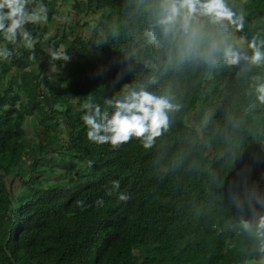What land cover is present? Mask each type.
Listing matches in <instances>:
<instances>
[{
  "label": "trees",
  "instance_id": "trees-1",
  "mask_svg": "<svg viewBox=\"0 0 264 264\" xmlns=\"http://www.w3.org/2000/svg\"><path fill=\"white\" fill-rule=\"evenodd\" d=\"M151 2L76 4L80 14L100 15L94 40L101 54L90 59L85 38L64 33L60 54L45 52L55 65L46 89L45 66L35 68L41 44L27 47L21 31L11 38L0 33V45L11 51L0 57V264L264 259V238L255 231L264 210L241 211L230 188L234 170L241 169L264 186V101L255 93L264 64L219 60L165 67L170 49L155 47L146 35ZM230 2L245 10L248 35L264 28V0ZM53 16L47 13V19ZM136 85L178 105L167 126L150 142L90 141L81 119L84 101L103 105ZM28 126L37 133L35 146ZM121 192L127 200L119 199Z\"/></svg>",
  "mask_w": 264,
  "mask_h": 264
},
{
  "label": "clouds",
  "instance_id": "clouds-1",
  "mask_svg": "<svg viewBox=\"0 0 264 264\" xmlns=\"http://www.w3.org/2000/svg\"><path fill=\"white\" fill-rule=\"evenodd\" d=\"M25 3L26 0H0V33L9 38L18 31L27 35L25 24L46 16L43 3L35 12L27 10ZM148 13V42L170 49L165 67L189 62L214 65L219 60L229 64L243 60L249 66L264 64V28L248 35L245 10L230 0H152ZM10 54L7 47L0 49V57ZM255 93L264 101V82L255 85ZM177 107L168 96L157 95L142 85L125 86L105 98L103 105L91 98L85 100L81 119L90 141L118 146L133 137L150 142L151 134L167 126L169 112ZM234 173L230 188L241 211L247 209L255 214L264 210V188L250 181L247 169ZM119 199L127 200L128 195L121 192ZM96 203L102 204L103 198L98 197ZM243 223L245 228L250 227L247 220ZM255 231L264 238V215L259 216ZM261 244L264 247V240Z\"/></svg>",
  "mask_w": 264,
  "mask_h": 264
},
{
  "label": "rangeland",
  "instance_id": "rangeland-1",
  "mask_svg": "<svg viewBox=\"0 0 264 264\" xmlns=\"http://www.w3.org/2000/svg\"><path fill=\"white\" fill-rule=\"evenodd\" d=\"M33 1H35V3H32ZM40 3H43V5L46 6V16L40 21L26 23L24 27L28 30L27 35H25L23 31L21 32L24 35L22 42L25 43L27 47L34 48L35 44L38 43L41 44L44 49V52L40 51L37 54L35 68L38 70L40 66H45L46 74L43 78V87L46 89L45 82L50 78L49 76L51 75L50 79H54L52 76H54L53 73L55 71V65L48 64L49 60L45 55V52L57 57L58 54H60V52L65 48L64 44L58 45L61 36H63L64 33L70 35L72 32L73 36L70 37V39H73L75 35H82L85 38L89 49L88 56L90 59H95L101 54V52L97 51L95 48L94 37L100 33L101 28L98 25L99 14H80L74 8L76 4L80 3L84 4L82 6H86L88 0H26L25 7L27 10L35 12L39 8ZM47 12H52L55 19H47ZM45 26H47L48 30L45 29ZM2 48V45H0V49ZM56 48H58V50ZM47 75L49 76L47 77ZM53 83L58 85L56 81ZM45 100L48 101L47 98H45ZM187 120L188 122H192L191 115L188 116ZM61 124V129L63 130L62 138L64 139L67 138L68 130L63 122ZM27 132L28 137L35 141V146L38 141L36 131L33 127L28 126ZM20 185L19 181L16 180L13 187L15 194H18L19 188L22 187V185ZM260 187L264 188V186ZM250 264H264V259Z\"/></svg>",
  "mask_w": 264,
  "mask_h": 264
},
{
  "label": "crops",
  "instance_id": "crops-1",
  "mask_svg": "<svg viewBox=\"0 0 264 264\" xmlns=\"http://www.w3.org/2000/svg\"><path fill=\"white\" fill-rule=\"evenodd\" d=\"M53 12H54V10H53ZM48 13V12H47ZM52 13V12H51ZM54 15V14H53ZM53 18H54V16H53ZM55 19V18H54Z\"/></svg>",
  "mask_w": 264,
  "mask_h": 264
}]
</instances>
